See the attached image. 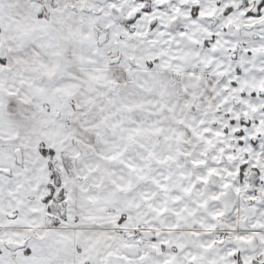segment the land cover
Segmentation results:
<instances>
[{
  "label": "snow or ice",
  "instance_id": "1",
  "mask_svg": "<svg viewBox=\"0 0 264 264\" xmlns=\"http://www.w3.org/2000/svg\"><path fill=\"white\" fill-rule=\"evenodd\" d=\"M0 264H264V0H0Z\"/></svg>",
  "mask_w": 264,
  "mask_h": 264
}]
</instances>
